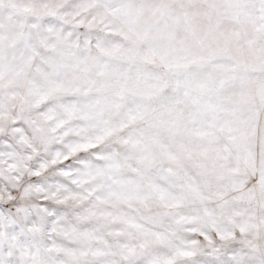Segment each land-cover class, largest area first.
I'll use <instances>...</instances> for the list:
<instances>
[{"label": "snow or ice", "instance_id": "obj_1", "mask_svg": "<svg viewBox=\"0 0 264 264\" xmlns=\"http://www.w3.org/2000/svg\"><path fill=\"white\" fill-rule=\"evenodd\" d=\"M0 264H264V0H0Z\"/></svg>", "mask_w": 264, "mask_h": 264}]
</instances>
